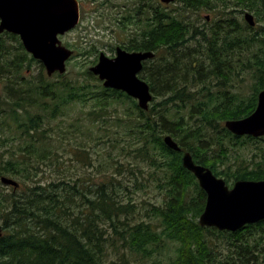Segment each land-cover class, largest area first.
Returning a JSON list of instances; mask_svg holds the SVG:
<instances>
[{"label": "trees", "instance_id": "trees-1", "mask_svg": "<svg viewBox=\"0 0 264 264\" xmlns=\"http://www.w3.org/2000/svg\"><path fill=\"white\" fill-rule=\"evenodd\" d=\"M176 1L182 9L201 10L214 9L219 3L226 8L229 0ZM236 3L252 11L263 24L251 26L228 12L200 27L176 14L177 9L147 6L146 0L136 8L139 15H146L145 27L141 38L130 39L125 48L155 52L152 63H145L140 73L154 94L153 104L142 109L127 93L101 84L100 90L92 92L95 108L88 114L96 124L114 100L130 102L126 113L112 120L114 128H126L123 139L116 135L108 138L111 150L99 162L104 170L92 181L70 176L59 152L61 144L54 142L65 131L55 123L64 108L89 99L86 89L93 90V86L68 77L67 72L48 77L41 62L42 71L31 78L25 69L36 59L19 44L22 54L0 66V80L4 81L0 92V176L13 175L20 182L17 189L0 182V264H163L157 254L169 242L176 248L167 264H264V246L259 248L264 244V220L237 231L202 227L198 217L207 194L182 160L183 153L190 151L195 162L226 177L227 182L230 177L264 180V157L232 171L218 167L228 157L226 137L233 145L264 139L239 137L222 125L256 109L258 94L264 89V55L254 54L252 95L245 98L219 90L220 96L215 98L208 85L213 78L227 81L229 57L236 48L244 44L264 47V0ZM1 54L2 50L0 59ZM85 73L86 81L98 79L89 70ZM198 84L202 87L193 90ZM212 101L217 103L211 105ZM186 108H191L189 117ZM11 132L14 135L8 134ZM168 134L181 150L168 147L164 140ZM3 144L8 156H2ZM216 149L217 153H209ZM75 155L95 166L89 146L79 144ZM55 170L63 175L49 178ZM151 182L163 195L161 201L137 208L140 201L136 194ZM137 214L143 216L137 219ZM209 234L224 237L226 247L219 250Z\"/></svg>", "mask_w": 264, "mask_h": 264}, {"label": "rangeland", "instance_id": "rangeland-1", "mask_svg": "<svg viewBox=\"0 0 264 264\" xmlns=\"http://www.w3.org/2000/svg\"><path fill=\"white\" fill-rule=\"evenodd\" d=\"M143 1L144 0H79L81 13L80 22L74 29L67 32L64 36H61L62 43L73 50V56L67 62L66 75L74 80L80 79V83L82 84L90 83L93 86V90L88 91L86 89V91L89 92L86 99H89L75 101L74 103L69 104L64 108L62 116L55 122L65 130L63 134H61L62 136H59V140L58 138L55 139L56 141L54 140V143L61 144L59 152L63 155L64 165L66 168L68 167V172L71 177L80 176L84 181L94 180L104 170V167L99 165V162H103L105 155L111 150L110 147L107 148V143H109L108 138L112 135H116L118 138L123 139L122 133L125 132L126 128L120 127L119 129H116L112 125L118 114L122 115L126 113L130 106V102L128 100H114L111 107L107 110V115H101L99 119H97L98 122L96 124V121H92V116L90 117L88 114L89 111L95 108V99L91 97V95L92 92L94 93L100 90L99 84L102 86L104 85L94 73V76L98 79L94 78L93 80L86 81L85 72L86 70L92 72L90 68L98 62L101 52H105L109 57H113L116 54V48L118 46H123V48H125L130 42V39H133L137 35L141 38L140 33L145 27L144 18H146V15H139L136 12V8L138 9V6ZM146 4L147 6H150L151 4L157 6L160 4V6H165L167 7V10L170 11L177 9L174 11L176 14H181L184 19L190 20L200 27L206 25L207 21L211 23L228 12V16H235L239 20H245V13L247 11L254 15L256 21L254 27L263 24L257 20V16H255L252 11L244 9L242 5L236 3V0H229L226 8L219 3L214 9L204 7L201 10L182 9L181 2L179 1L166 5L160 0H146ZM207 16H209V18H207ZM5 38L7 39L8 37ZM17 42L13 38H8L6 40L7 45L2 49L0 66L11 57L15 56V54H22V49H18L20 41L17 40ZM255 52H260L261 55H264V47L259 49L258 45L246 46L244 44L241 47L236 48L235 51L230 54L229 59H231V66L229 68V78L227 81H225L224 78H213L208 83L215 92V98L220 96V93L218 94L219 90H230L245 98L252 95L253 85L256 82L254 75H252V69L255 66L256 60L254 58ZM29 56L32 55L29 53ZM19 57L20 59H23L21 55ZM154 58L148 60L146 63H152ZM40 62L41 61L38 59L31 62V64L28 62L27 65H30L28 68L26 66V74L30 75L31 78L38 76L42 71ZM43 72L48 76L45 67ZM1 78L2 77L0 76V79ZM3 83L4 81L0 80V92ZM201 87L202 85L200 84L194 85L193 90L197 91ZM197 95L201 96L202 94L198 93ZM157 100L161 101L162 97L159 96ZM213 103L217 102L212 101L211 105H213ZM152 104L153 102H151V105ZM190 111L191 108L190 110L188 108L184 109L186 117H189ZM195 119L196 117L194 120ZM222 125H225V123L223 122ZM11 133L8 134L14 135V133ZM239 140H243V138H239ZM225 143L229 148L228 152L226 151L228 157H224L225 161L222 163L219 162L218 167H220L221 170L232 171L245 164L254 165L255 162L262 160L264 157V149L262 148L264 146V139H257V141H247L245 144L240 143L238 145H233L232 141L226 137ZM79 144L86 148L89 146L91 162H93L95 166L90 167L88 159L83 160L75 155V148ZM14 146L15 145H12L11 147ZM6 150L7 148L5 144H3V146H1V151L4 152L2 156H8ZM217 152L218 149L215 151H209L210 154H215ZM63 159H61L62 162ZM146 171L148 170L146 169ZM6 175L19 180L18 177L13 175ZM62 175L61 171L55 170L49 174V178H59ZM230 179L229 183L233 185L236 180L231 177ZM136 197L137 200L140 201L137 208H141L142 206L146 207L148 202L159 203L163 195L160 193L156 183L151 182L148 183L146 187H143L142 190H139ZM141 214L145 215L146 213L142 212ZM143 215L137 214V219H140ZM209 237L212 238L213 242L216 241L219 250H223L226 247V239H224V237L215 235L212 237L211 234H209ZM263 246L264 244L262 243L259 248H263ZM175 248L176 244L169 242L168 245L162 248L157 254L158 259H160L163 264H167L169 259L175 255ZM147 264H151V261Z\"/></svg>", "mask_w": 264, "mask_h": 264}, {"label": "water", "instance_id": "water-1", "mask_svg": "<svg viewBox=\"0 0 264 264\" xmlns=\"http://www.w3.org/2000/svg\"><path fill=\"white\" fill-rule=\"evenodd\" d=\"M161 1L169 4L175 0ZM245 19L255 26L251 12L245 13ZM79 22V0H0V32L8 30L19 34L25 49L43 63L49 76L67 71V61L73 50L63 45L59 36ZM154 56V51H128L118 46L113 57L101 52L98 62L90 69L105 87L126 92L147 110L153 93L149 83L139 77V72L143 69V62ZM225 125L238 136H263L264 90L258 95L253 113L227 120ZM164 140L171 149L181 150L171 135H166ZM182 160L207 193L205 209L199 218L201 226L237 231L264 219V180H238L231 188L211 168L196 163L191 152H185ZM0 180L15 189L20 185L18 180L7 175H1Z\"/></svg>", "mask_w": 264, "mask_h": 264}, {"label": "flooded vegetation", "instance_id": "flooded-vegetation-1", "mask_svg": "<svg viewBox=\"0 0 264 264\" xmlns=\"http://www.w3.org/2000/svg\"><path fill=\"white\" fill-rule=\"evenodd\" d=\"M64 36V35H63ZM5 37H8L9 39H14L16 42H17V40H19L20 41V43H22V40H21V37H20V35L19 34H16V33H14V32H11V31H8V30H4V31H2V32H0V41H1V43H0V50H2L3 48H4V46L5 45H7L6 44V40L8 39H6ZM19 43V44H20ZM17 46H18V42H17ZM121 47H123V46H121ZM124 49H126V48H124ZM127 50V49H126ZM131 51H133V50H131ZM138 51H143V50H138ZM148 60H150V59H147V60H145L143 63H144V65H143V68L145 67V63L148 61ZM143 70V69H142ZM142 70H141V72H142ZM140 72V73H141ZM140 73H139V76H140ZM141 77V76H140ZM239 180H243V179H239ZM227 184L229 185V186H233V185H231L229 182H227Z\"/></svg>", "mask_w": 264, "mask_h": 264}]
</instances>
